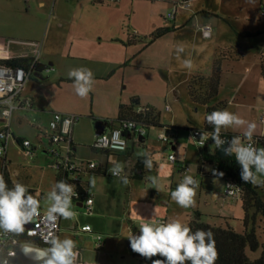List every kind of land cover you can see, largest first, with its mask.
<instances>
[{
  "label": "crops",
  "instance_id": "obj_1",
  "mask_svg": "<svg viewBox=\"0 0 264 264\" xmlns=\"http://www.w3.org/2000/svg\"><path fill=\"white\" fill-rule=\"evenodd\" d=\"M51 1L26 0L25 3L28 6L32 3L36 4L34 15H30L32 11H30L31 13L19 11L17 12L18 16L11 22L8 19H0V31L6 34L0 36V60L37 59L40 64L49 67L40 74L42 79L33 75L28 80L18 99V110L14 114L12 125L13 141L18 146L17 139L32 141L14 129V126L23 127L29 123L28 115L31 112L35 114L34 119L38 121L33 126L39 130L40 134L37 135L36 142L32 141L35 147V156L29 160L28 167L25 169H14V166L17 167V165L14 154H11L12 144L9 143L5 160L7 164L6 177L11 185L15 182L26 185L29 193L39 201V207L44 210L48 209V194L57 183L59 171L55 167V159L47 153L50 133L49 128H42L44 127L43 123L49 122L50 124L53 114L56 112L79 116L81 115L78 113L82 112L56 105H46L40 95L46 86L45 82H47L45 81L47 78L43 75L54 72L57 74L55 81L71 85L74 84V78H70L69 73L74 69L85 68L92 72L94 82L98 81L106 86H111L108 89L99 87L98 91H112L114 103L110 114H104L106 116L96 117L92 113L93 108L90 109V116L84 118L81 116L72 132L71 141L75 145L71 153L73 160L79 163H97L96 170L101 172V175H96L93 170L84 169L79 175L78 183L71 179L67 181L68 184L74 186V192L77 191L78 186H82L84 193L80 194L77 199L72 198V210L77 213L76 217L70 220L60 217L57 237L60 239L71 238L76 242L79 253L78 264H147L134 255L128 237L138 235L139 225L148 220L156 222L158 219L167 221L175 218L188 224L189 220L187 221V219L190 217L192 220L195 213L198 212L226 219L213 218L210 220L213 224L228 223L237 230L236 227L240 223L242 227L238 231H242L241 220L244 217V211L241 199L224 195L226 182L212 175V166L204 165L202 169L204 174L199 169L203 164L193 131L203 130L206 121L202 127L197 126L198 120L189 114L192 106L183 104L185 109H188L185 112L186 110H179L178 107H175V104L182 100L181 85L189 84L195 77H210L218 55H223L225 58L222 62L221 86L216 97L217 100L213 102H224V110L233 104L238 109L236 112H245L242 119L247 124L254 123L256 125L252 136H263L264 123L261 121V116L264 111L261 112L262 106L259 104L260 93L264 92L261 60L258 58L248 63L238 49L244 51L251 47L249 43H244L243 35L246 33L260 34V32H248V30L232 27L227 19L231 15H236L234 12L237 7L233 3L231 7L233 10L227 14L223 0L216 2L217 6L222 9V13L216 9L215 5L212 6L207 2L200 3L193 11L195 25L190 24L189 9H183L182 13H178V9L175 19L168 20L167 16L175 4L173 0H118L117 2L92 0L95 2V39L84 38L78 34L71 35L65 40L67 54H64L58 53L51 44L46 50L44 44L39 47L35 37L42 31L47 20L49 22L47 30L51 25L54 27L50 29L53 35L56 29L61 30L67 26L68 19L74 20L78 14L79 17L83 16L79 11H74L75 13L71 14L66 13L62 6L70 4L77 7L85 0H53L51 10H49ZM257 2H259L260 12H262L264 0H257ZM0 3L4 9H7L6 0H0ZM17 4L22 5V0L17 1ZM206 26L212 28L210 37H204L203 28ZM163 28L170 31L152 42L151 36ZM188 29H191L189 33L194 37L193 54L200 60L203 59V63L196 66L194 70L186 72L183 78L177 81L172 76L175 74V70L170 56L171 49H180V47L173 42L172 48H170L164 42L165 40H174L178 34L185 33ZM131 36L137 37L135 43L130 42ZM199 36L200 40H204V43L210 44L206 54L203 53L202 46L198 45ZM91 43H95V59L92 60L90 66H86L85 62L88 61V57L84 51L85 47ZM150 50H156L159 60L162 61V72L159 74L154 72V64L152 65V62L144 59L145 54H149L148 52H151L150 55H152ZM235 50L241 52V58L236 62H231ZM148 59L151 60V57ZM136 69L141 70V74L138 75L140 84H137L135 78L137 74H133ZM157 86L164 88L159 95L155 89ZM226 90L231 91L233 98L242 97V102H233V100L223 98V92ZM173 93L174 95H172ZM249 96L252 97L251 100L248 98ZM132 103L137 107H151L159 117L160 125L163 128L150 127L143 141H137L133 136L129 137V148L126 152H107L94 148L97 136L94 124L99 120H116L120 106ZM181 113L187 116L185 120L180 119ZM255 117L257 120L253 122ZM109 129L107 127L106 131ZM152 130L155 133H152ZM246 131L247 127L240 128V130L229 128L221 132L244 135ZM162 132L168 137L167 141L163 142L158 139ZM206 142V149L212 152L215 149L212 139L209 138ZM63 150L65 151V149ZM39 151L43 152V157L39 156ZM141 152L151 154L153 161L151 169L145 167L144 157L138 155ZM170 155L175 156L174 163L169 160ZM116 163L122 165V176L128 178V184L125 185L120 177H114L109 172V169ZM47 166L51 171L46 170ZM167 169H170L171 173L167 172ZM164 171L167 178L172 181L171 190L176 189L185 175H191L199 182L195 206L188 208L192 213L183 209L181 217L177 218L173 212L175 209H170L172 201L170 194L164 197V201L156 199V195L160 193L159 181L162 179ZM175 173L179 174V180ZM93 177L96 180L95 187H92L90 183ZM148 177H156L158 183L152 184ZM166 187L168 188V184ZM209 197L216 210L214 213L205 214L202 211V205L209 207L207 199ZM88 198H92L94 201L90 214H87L86 200ZM162 206H166V211L162 210ZM85 226H90L92 232L82 231V227ZM97 235L102 236V247L97 246Z\"/></svg>",
  "mask_w": 264,
  "mask_h": 264
},
{
  "label": "clouds",
  "instance_id": "obj_2",
  "mask_svg": "<svg viewBox=\"0 0 264 264\" xmlns=\"http://www.w3.org/2000/svg\"><path fill=\"white\" fill-rule=\"evenodd\" d=\"M184 65L191 67V61L185 60ZM69 77L74 78L75 92L81 98L87 97L92 91L94 78L89 69H74L69 73ZM206 121L212 126L213 131L200 133L201 145L211 138L216 147L221 148L226 155H235L242 169L243 182L264 186V181L260 180V177L264 176V148H256L252 143L244 144L240 136L233 137L230 142L221 139L222 130L239 128L247 122L226 109L212 111L206 116ZM255 128L254 123L247 124L244 136L248 141H251ZM116 135L118 136L119 133ZM120 144L122 146L124 141L121 140ZM225 144L227 147H223ZM120 150H123V147ZM138 155L144 157L145 167L151 169L153 166L151 154L141 152ZM109 172L120 177L125 185L128 184V178L121 176L123 172L121 164L116 163ZM148 179L154 185L158 183L156 177H148ZM90 183L95 187L94 177L91 178ZM198 188L199 182L193 176L185 175L176 189L171 192V199L181 208L194 207ZM73 195V185L63 180L55 183L48 194L47 219L56 221L59 217L67 220L75 218L77 213L72 210ZM38 215L39 201L29 193L28 187L19 182L9 187L0 174V231L5 235H21L25 232V226L32 223ZM33 234L29 232V235ZM128 239L132 251L150 260L151 264H215L219 258L211 231L197 229L193 232L190 226L175 218L162 223L148 220L139 225L138 235H131ZM47 243L50 246L42 251L34 250L27 243H21L20 247L23 253L30 256L37 264H78L79 253L73 239H60L51 235ZM33 252L35 254H32ZM14 255V252L5 255L4 249L0 247V264H9L8 256ZM157 256L162 259H153Z\"/></svg>",
  "mask_w": 264,
  "mask_h": 264
},
{
  "label": "rangeland",
  "instance_id": "obj_3",
  "mask_svg": "<svg viewBox=\"0 0 264 264\" xmlns=\"http://www.w3.org/2000/svg\"><path fill=\"white\" fill-rule=\"evenodd\" d=\"M7 3V9H4V6L0 3V19H8L9 22H11L13 19H15L18 16L17 12H30L32 11V14L30 15H34L35 14V10H36V4H31L30 6L27 5V3H25L26 0H22V5L17 4V1H21V0H6ZM88 1V2H87ZM175 3L178 2L179 0H173ZM16 2V3H15ZM207 2L210 5H215L216 9L219 10L221 13L223 12L222 9L217 6V0H191L190 4L192 5L191 9H187L188 10V16L191 19V25H195V13L193 12L195 10V8H197L199 6L200 3H204ZM223 5H225V7L227 8V14H230L229 12H231L233 9L231 8L233 6V3H235L236 5V11L234 12L236 15H231V17L227 20H229V24L232 27L238 28L240 30H248V32H253V31H258L260 32L259 35H256L254 37H245V35L242 36V40L244 41V43H249L250 44V48L249 49H245L244 51L238 47L241 52H242V56L245 57L246 62L250 63L252 61H255V59H262V57H264V16L261 14L260 12V6H259V2H257V0H223ZM53 4V0L51 1V4L49 6V10H51ZM31 7V8H29ZM63 10L69 14L71 13H75V12H80V14H83V16L78 17L74 20H72L71 18L68 19V23L67 26L64 29H56L54 34L52 35L51 33V28L53 27L52 25L49 27V29L47 30L48 27V20L45 22L44 24V28L42 29V31H40L38 33V36L35 37L36 40H38L39 43V47L42 46L44 44V49L46 50L48 48V46L51 44L52 47H54V49L60 53H64L67 54V47L64 45V43L66 42L65 40H67V38L71 37V35L74 34H78L80 36H84V38H94L95 39V2H93L92 0H85L84 3H82L80 6H73L70 4L64 5L62 6ZM75 11V12H74ZM184 10L182 7H179V12L178 13H182ZM31 13V12H30ZM77 15V14H76ZM6 16V17H5ZM29 17H33V16H29ZM28 17V18H29ZM73 17V16H72ZM213 22H216L214 20H212ZM54 28V27H53ZM189 31H191V29H188V31H186L185 33L182 34H178L176 36V38H174V40H165L164 44L168 45L170 48H172V43L174 42V44H176L178 47H180V49H171V60L172 63L174 65V70H175V74H173L172 76L178 81L181 78H183L184 74L186 72H188L189 70H194V68L200 64L203 63V59L200 60V58L198 56H194L193 54V36L189 33ZM5 33H3V31H0V36L3 35ZM6 35V34H5ZM202 37V36H201ZM202 39V38H201ZM204 39V38H203ZM248 40V41H247ZM7 41V40H4ZM198 45L202 46L203 48V53L206 54L208 53V49H209V45L208 42L204 43V40H200V36H199V40H197ZM242 42V41H241ZM248 44V45H249ZM85 51L84 54L88 57V61L85 62L86 66H90L92 64V60L95 59V43H91L90 45L85 47ZM182 49V50H181ZM152 51V50H150ZM149 54H145L144 59H146V61H150V63L152 62V65L155 67L154 72L156 74H159L160 72H162V61H160L159 57L157 56L156 50L152 51V55L151 52H148ZM164 54V53H163ZM148 57H151V60L148 59ZM158 57V58H157ZM185 60H190L191 61V67H186L184 65V61ZM235 64V63H233ZM234 67V66H232ZM160 69V70H159ZM239 69V68H238ZM177 71V72H176ZM133 74L137 76L135 77L137 80V84H140V75L141 74V70L136 69L133 71ZM181 75V76H179ZM45 78V88L41 91L40 95L44 100V103L46 105H56L58 107L61 108H67L69 110H77L78 112H82V113H78L80 114L83 118L84 117H88L90 116V109L93 108L92 113H94V116H106L104 114H110V111L112 110V106H113V93L110 90H105L104 92H99L98 89L99 87H103L104 89H108L111 86H106L105 84L101 83V82H94L93 87H92V91L89 92L87 97L81 98L80 96H78L75 92L74 89V84L68 85V84H60L58 81H55V77H57V74L54 72L51 73H45L43 75ZM50 76V78H49ZM133 76V75H132ZM49 79V80H48ZM157 90L158 95L160 93L163 92L164 88L162 87H156L155 88ZM166 91V90H165ZM180 92H181V101L177 102V104H175V107H178L179 110H186L185 112L188 111V109H185V106L183 104H188L189 106H192L191 110L189 111V114L191 117L197 119V126L202 127L204 122L206 121V107L205 106H200V105H196L194 104L189 96V92H188V84H182L180 87ZM94 94V95H93ZM174 95V93L172 94ZM227 98L228 100H233V102H242L243 99H241L242 97H238V98H233L232 97V93L229 90H226L223 92V98ZM250 100L252 99L251 96L248 97ZM173 99V98H172ZM171 99V100H172ZM217 100V98L215 99V101ZM259 104L260 106H262L261 108V112L264 111V92L260 93L259 96ZM179 105V106H177ZM196 110V111H195ZM226 110L239 115L241 118L242 116H244L246 113H238L236 111H238V109L232 104L226 107ZM182 114V113H181ZM29 123H27L25 126L23 127H18V126H14L15 131H17L20 134H23V136L30 138L32 141L36 142L37 140V135L40 134L39 130L33 126V124L37 123L38 121L34 119L35 114L34 113H30L29 115ZM80 116V117H81ZM187 118V116L185 114H182L180 116V119L185 120ZM96 120V118H95ZM256 117L252 120L253 122H256ZM44 127L42 128H49V122H47V124L43 123ZM95 125V124H94ZM192 126V125H191ZM247 127V123L242 126L239 127L238 130H240V128H245ZM155 130V128H154ZM152 133H155V131L152 130ZM45 140V139H44ZM31 141V142H32ZM11 142V154H14V160H16L15 164L17 165L14 166V169H25L28 167V163L29 160L27 158L24 157V155H22L19 152V146L13 141V139L10 141ZM156 143V141H155ZM210 148H212V146L210 145ZM261 148V147H260ZM20 154H19V153ZM39 156L43 157L44 154L42 151H39ZM46 170H50L51 169L47 166ZM167 172L171 173L170 169H167ZM176 174V173H175ZM177 180L180 179L179 174H176ZM260 180L264 181V176L260 177ZM170 179L167 178V175L164 172H162V179L159 181V187H160V193L156 195V199L158 201H164V197L165 196H169V194L171 195V192L174 190H171L170 188H172L171 184L172 181ZM166 184H168V188L166 187ZM208 202H209V209L203 204L202 205V211L205 214H209V212H213L216 210L214 206L213 201L209 198ZM162 210L166 211V206H162L161 207ZM170 209H175L173 210V212H175L176 217H181V211L183 209H187L186 211H188L189 213H192V211H190V209L188 208H181L179 205H177L173 200L171 201L170 204ZM211 213V214H213ZM207 216V215H205ZM191 220V218L189 217L187 219V221ZM188 222V223H189ZM188 225V224H187ZM242 225V224H241ZM240 223L237 225V230H241ZM247 255L249 256V258L251 260H256L261 256V249L256 251V252H251L250 250H247Z\"/></svg>",
  "mask_w": 264,
  "mask_h": 264
},
{
  "label": "built area",
  "instance_id": "obj_4",
  "mask_svg": "<svg viewBox=\"0 0 264 264\" xmlns=\"http://www.w3.org/2000/svg\"><path fill=\"white\" fill-rule=\"evenodd\" d=\"M110 2H117L118 0H109ZM191 0H179L173 6V10L168 14L167 18L170 21L175 19V14L179 7L183 9H190ZM261 14L264 16V9ZM212 28L206 26L203 28L204 37H210ZM39 64L37 59H34L31 67L27 70L17 67H11L0 64V174L6 179L7 164L5 160V155L7 152L8 145L14 135L12 133L13 118L15 112L18 110V99L24 91L25 85L28 80L35 74L36 66ZM152 110L151 107H137L136 113L142 118L140 120L126 119L120 124H115L113 128L107 130L101 135H97L94 141L93 147L102 151L107 152H126L129 148V137L133 136L137 141L140 138H145L148 134L149 127L146 124V118L148 113ZM80 116L76 114H64L56 112L53 114V118L49 124V147L47 153L55 159V167L58 171H62L66 174V179H71V181L79 182L80 173L84 169L96 170L98 167L97 163H79L71 157L72 153V132L75 124L80 121ZM261 121L264 123V113L261 116ZM203 130H194L193 137L196 140L198 147H205L207 142L205 141L203 145L200 143V133ZM119 133L117 136L116 134ZM158 139L160 141H167L168 137L165 133H160ZM124 141L121 146L120 141ZM252 143L254 147L257 148L255 140L246 141L244 144ZM19 148L20 152L28 160H32L35 156V147L30 140L23 139L20 141ZM212 144L215 149H218L212 140ZM123 147V150L120 148ZM65 149V151L63 150ZM169 160L174 163L175 156L170 155ZM212 175H217V169L212 170ZM114 176V175H112ZM122 176V173H121ZM68 177V178H67ZM117 177V176H114ZM241 189L232 184L231 182H226V187L224 189V195L230 198H240ZM80 197L78 191L74 192L72 196L73 199ZM93 199L88 198L86 200L87 214L91 213V206L93 205ZM59 221L60 217L56 221H49L47 219V210L39 207V215L34 219L32 223L25 226L24 234L27 237L36 239L38 243H28L30 247L34 250H44L48 247L47 240L51 235L57 236L59 231ZM166 222L165 219H158L156 223ZM84 232H92L90 226L82 227ZM34 233L29 235V232ZM98 242L97 246L102 247V236H96ZM21 242L15 238V235H5L0 231V247L4 249V254L7 255L8 252H14V256H8L9 264H20L17 259H25L29 261H34L30 256H26L21 247ZM32 254H35L34 252Z\"/></svg>",
  "mask_w": 264,
  "mask_h": 264
},
{
  "label": "trees",
  "instance_id": "obj_5",
  "mask_svg": "<svg viewBox=\"0 0 264 264\" xmlns=\"http://www.w3.org/2000/svg\"><path fill=\"white\" fill-rule=\"evenodd\" d=\"M170 30L167 28L157 30L152 36V42ZM259 35V33H246L245 37H254ZM137 37L131 36V43H135ZM225 57L223 55H218L217 60L214 64L213 73L210 77H195L188 84V92L191 101L200 106L206 107V116L212 111L224 110L225 103L219 102L214 103L213 101L218 96L219 88L221 86V75H222V62ZM241 58V52L235 50L231 62H236ZM34 62V59H12V60H0V64L17 67L22 69H29ZM49 68L42 64H37L35 73L41 74L43 70ZM261 77L264 81V57L261 59ZM136 105H121L119 108L118 118L116 120H105L104 123L110 129L113 128L115 124H120L126 119L140 120L142 117L136 113ZM159 117L152 109L148 113L146 118L147 127H159L160 125ZM97 121V120H96ZM213 128L211 125L205 122L203 132H212ZM235 136H240L242 142H246L247 138L238 133L233 132H221V139L225 141H231ZM255 140L257 148H264V135L263 136H252ZM22 139H17V143H20ZM227 145V144H225ZM75 147L74 144H72ZM200 156L202 160V166L199 168L200 172L203 173L204 165L212 166V169H217V175L214 177L221 178L225 182H231L232 184L238 186L241 189L240 199L242 201V207L244 211V217L241 220L243 225V230L238 231L234 227L230 226L228 223L223 224H213L210 222L213 218L226 220L223 218L205 216L201 213L196 212L194 218L188 223L192 231L195 232L197 229H203L205 231H211L214 235L215 246L219 253V258L216 260L215 264H264V186L253 185L251 183H245L241 179V167L236 160L235 155H226L225 157H219L218 149H214L209 152L205 147H199ZM253 171H255L253 169ZM96 175H101L100 171H93ZM222 173L223 175H220ZM204 174V173H203ZM68 181L66 179V174L61 170L59 171L58 181ZM5 181L8 183L9 187H12L9 180L6 178ZM77 191L82 195L84 193V188L78 186ZM21 243H39L38 240L27 237L24 233L21 235H15ZM50 245H48L49 247ZM261 249V256L256 260H251L247 255V250L251 252H256ZM134 255L139 259L143 260L147 264H151L150 260L145 259L138 253L134 252ZM153 259H162V257H153ZM20 264H37L36 261H29L25 259H17Z\"/></svg>",
  "mask_w": 264,
  "mask_h": 264
},
{
  "label": "water",
  "instance_id": "obj_6",
  "mask_svg": "<svg viewBox=\"0 0 264 264\" xmlns=\"http://www.w3.org/2000/svg\"><path fill=\"white\" fill-rule=\"evenodd\" d=\"M34 76L38 79H42V75L38 74V73H35ZM95 128H96V134L97 135H101L103 133L106 132V129H107V126L106 124L104 123L103 120H99L97 121V123L95 124ZM140 140L143 141V138H140ZM223 147H227V145H224ZM218 155L219 157H225L226 154L222 151V149L220 148L219 151H218ZM68 178V177H67Z\"/></svg>",
  "mask_w": 264,
  "mask_h": 264
}]
</instances>
